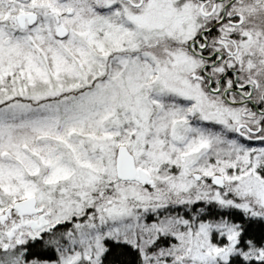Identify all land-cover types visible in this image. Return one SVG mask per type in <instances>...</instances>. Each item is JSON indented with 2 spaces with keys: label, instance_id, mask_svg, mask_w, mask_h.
I'll use <instances>...</instances> for the list:
<instances>
[{
  "label": "snow or ice",
  "instance_id": "6c2138e0",
  "mask_svg": "<svg viewBox=\"0 0 264 264\" xmlns=\"http://www.w3.org/2000/svg\"><path fill=\"white\" fill-rule=\"evenodd\" d=\"M0 264H264V0H0Z\"/></svg>",
  "mask_w": 264,
  "mask_h": 264
}]
</instances>
